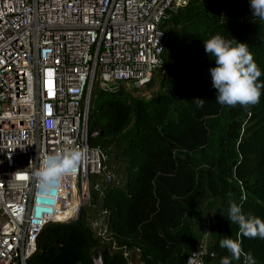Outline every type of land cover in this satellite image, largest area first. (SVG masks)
Segmentation results:
<instances>
[{
	"label": "trees",
	"instance_id": "obj_1",
	"mask_svg": "<svg viewBox=\"0 0 264 264\" xmlns=\"http://www.w3.org/2000/svg\"><path fill=\"white\" fill-rule=\"evenodd\" d=\"M159 29L165 44L150 94L119 82L92 95L88 142L104 152L110 177H94L99 190L75 219L43 229L26 264H88L97 250L103 264H185L205 225L214 254L205 264L230 256L225 237L241 243L232 264L249 255L264 264V239L243 237L228 221L233 202L264 221V87L256 105L218 104L215 62L203 47L217 34L247 44L264 85V21L252 17L249 0H186ZM95 223L112 238L102 241Z\"/></svg>",
	"mask_w": 264,
	"mask_h": 264
},
{
	"label": "built area",
	"instance_id": "obj_2",
	"mask_svg": "<svg viewBox=\"0 0 264 264\" xmlns=\"http://www.w3.org/2000/svg\"><path fill=\"white\" fill-rule=\"evenodd\" d=\"M186 0H0V264H26L43 229L77 217L110 175L91 148L95 84H147L162 64L169 11ZM49 82L52 87L49 88ZM80 150L77 171L51 186L35 177L45 154ZM102 241L112 238L94 224ZM208 227L185 264H205ZM127 256V253H125ZM88 264H103L97 250Z\"/></svg>",
	"mask_w": 264,
	"mask_h": 264
},
{
	"label": "clouds",
	"instance_id": "obj_3",
	"mask_svg": "<svg viewBox=\"0 0 264 264\" xmlns=\"http://www.w3.org/2000/svg\"><path fill=\"white\" fill-rule=\"evenodd\" d=\"M249 6L252 17L264 21V0H249ZM203 47L210 60L215 62V67L210 68L209 72L212 86L217 90L216 102L222 106L258 104L264 85L258 83L262 73L249 51V46L217 34L204 41ZM194 100L198 108L204 106L205 100L199 98ZM84 159L85 153L80 150L45 154L34 177L44 186H51L75 173ZM228 221L230 224L238 225L241 236L264 239V221L246 216L242 212V207L234 202L228 209ZM219 243L221 248L230 253V256L221 260V264H232L233 260L240 259L242 248L239 239L225 237ZM247 264H255L250 255L247 257Z\"/></svg>",
	"mask_w": 264,
	"mask_h": 264
},
{
	"label": "rangeland",
	"instance_id": "obj_4",
	"mask_svg": "<svg viewBox=\"0 0 264 264\" xmlns=\"http://www.w3.org/2000/svg\"><path fill=\"white\" fill-rule=\"evenodd\" d=\"M155 76H154V81H155V83H154V86L155 85H157L156 83V80H157V77H158V75L156 74V72H155V74H154ZM112 85H114L115 83H111ZM124 86L126 87V89L127 90H129V91H132L133 93H135L134 95L135 96H138V95H142V94H145V95H148V94H150V92L151 91H149V90H151V88H152V86H153V82H151V81H149L147 84H145L142 88H137V87H135L133 84H132V81H127V82H124ZM153 86V87H154ZM95 88L97 89L98 88V83H96L95 84ZM155 88H156V86H155ZM154 88V89H155ZM147 90V91H146ZM147 93V94H146Z\"/></svg>",
	"mask_w": 264,
	"mask_h": 264
},
{
	"label": "snow or ice",
	"instance_id": "obj_5",
	"mask_svg": "<svg viewBox=\"0 0 264 264\" xmlns=\"http://www.w3.org/2000/svg\"><path fill=\"white\" fill-rule=\"evenodd\" d=\"M51 87H52V84H51V82H49V88L51 89Z\"/></svg>",
	"mask_w": 264,
	"mask_h": 264
},
{
	"label": "water",
	"instance_id": "obj_6",
	"mask_svg": "<svg viewBox=\"0 0 264 264\" xmlns=\"http://www.w3.org/2000/svg\"><path fill=\"white\" fill-rule=\"evenodd\" d=\"M75 218H76V217H74L73 219H75ZM73 219H72V220H73ZM67 221H70V220H67ZM67 221H64V222H67ZM56 223H59V222H56Z\"/></svg>",
	"mask_w": 264,
	"mask_h": 264
}]
</instances>
